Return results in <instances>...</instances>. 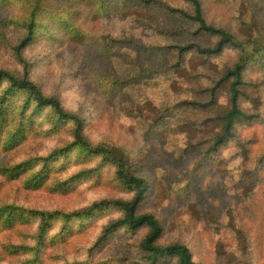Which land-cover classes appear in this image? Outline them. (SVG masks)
Masks as SVG:
<instances>
[{
  "label": "trees",
  "instance_id": "trees-1",
  "mask_svg": "<svg viewBox=\"0 0 264 264\" xmlns=\"http://www.w3.org/2000/svg\"><path fill=\"white\" fill-rule=\"evenodd\" d=\"M261 18L264 0H0V264H42L17 250L18 225L36 221V244L62 247L74 232L88 238L87 224L103 222L99 215L108 217L102 237H119L112 253L118 264H258ZM140 32L137 46L130 38ZM189 55L196 66L181 70ZM144 111L156 114L153 133L140 120ZM104 128L115 138L103 137ZM217 157L249 169L233 193L205 167ZM62 166L52 187L59 197L101 186L108 166L130 196L96 193L68 210L19 203L14 183L38 191ZM152 174L169 197L177 182L175 205L164 214L179 220L192 244L164 242L165 220L142 210ZM204 221L208 236L198 227ZM195 247L203 250L199 259ZM62 264L91 263L87 256Z\"/></svg>",
  "mask_w": 264,
  "mask_h": 264
},
{
  "label": "rangeland",
  "instance_id": "rangeland-1",
  "mask_svg": "<svg viewBox=\"0 0 264 264\" xmlns=\"http://www.w3.org/2000/svg\"><path fill=\"white\" fill-rule=\"evenodd\" d=\"M219 8V5H217ZM226 11L219 8V15H225ZM138 23V21H137ZM139 24V23H138ZM140 26V24H139ZM261 27L264 30V18H261ZM141 37V32L135 37L130 38L137 46L139 44ZM122 49L125 52H128L126 47V42H120ZM133 46V45H132ZM147 46L139 48L138 51L146 49ZM142 60L152 61L153 58L150 56H143ZM197 64L195 55H189L187 62L182 66L181 70L188 71L191 68H194ZM65 92V91H63ZM60 95H62V93ZM69 95V93H68ZM63 97L66 101V93L63 94ZM144 116L140 117V120L145 124L148 131L153 133L154 125H152L153 120L156 117V114L144 111ZM43 116V114H42ZM205 128L195 131L190 129V134L201 131ZM130 131V130H128ZM259 133H263V130L260 129ZM116 136L115 130L113 128H104L103 137H108L114 139ZM187 134H183V137ZM132 162L134 165L137 164L136 158L132 157ZM57 166V163L53 165V168ZM65 166L59 170L58 173H53L50 177L47 176L44 181L42 188L38 191L32 192L23 190L20 188L18 183H14L13 191L19 197L21 203L24 206L34 207V208H59V209H70L75 206H81L83 202L91 198L96 193H101L102 196H115V197H124L129 198L130 193L121 187L115 177H113V169L108 166V168L101 173L103 175L102 185L95 188L94 190H89L82 195H72L68 198L59 197L52 193V187L55 186L58 181L61 172ZM211 171L210 178L215 181H221L226 186H229L230 192L233 193L235 187L241 183V178L246 175L249 171L248 168H244V165L238 164H229L227 161L220 160L219 157L213 159L206 166ZM137 168L145 169L144 166L138 165ZM176 173L185 171L186 169H174ZM147 171V170H146ZM186 175V174H185ZM149 177V176H148ZM169 181H176L172 176H168ZM152 189L147 197L142 202V210L145 213H152L156 216L165 220V237L163 238L164 242L172 243L173 241L184 240L192 244V239H189L190 233L185 231L180 225L179 220L169 217L164 214V212L172 211L171 202H175V193H178L177 182H173L168 188L172 191V196H167L166 186L162 182L159 184L161 176L156 177L155 174H152L149 177ZM174 199V200H173ZM232 206V205H231ZM233 208V207H232ZM256 208V207H255ZM187 209H182L180 213L186 211ZM103 222L108 218L105 215H99ZM103 222L101 220L91 221L87 224L89 237H74L76 233L69 235L73 238H68L66 244L62 247L57 245V242L54 241H44L42 245L36 244L34 238L30 236V233L33 229H36L38 223L36 221H30L26 225H18L13 231L12 239L14 245L18 247L21 256L23 259H28L29 256L36 257L42 260V264H62L63 261H83L89 256L91 264H118L115 259H112V253L115 249V242L119 239L115 233H110L105 237H102L104 232ZM198 227L201 231L208 236L207 234V223L204 221L198 224ZM114 235V236H113ZM122 247V246H120ZM205 248V247H204ZM196 258L199 259L203 256V250L199 247L194 248ZM208 257V254H207ZM261 261L258 264H264V254L260 255ZM112 259V260H111ZM206 264H209L207 262Z\"/></svg>",
  "mask_w": 264,
  "mask_h": 264
}]
</instances>
